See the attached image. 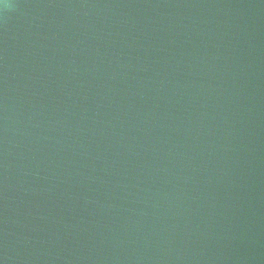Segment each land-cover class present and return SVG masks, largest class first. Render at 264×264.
<instances>
[{
	"label": "water",
	"instance_id": "water-1",
	"mask_svg": "<svg viewBox=\"0 0 264 264\" xmlns=\"http://www.w3.org/2000/svg\"><path fill=\"white\" fill-rule=\"evenodd\" d=\"M0 264H264V0H0Z\"/></svg>",
	"mask_w": 264,
	"mask_h": 264
}]
</instances>
